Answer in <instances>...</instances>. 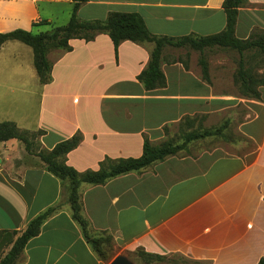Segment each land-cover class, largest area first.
I'll return each instance as SVG.
<instances>
[{
  "label": "crops",
  "instance_id": "0c3cea01",
  "mask_svg": "<svg viewBox=\"0 0 264 264\" xmlns=\"http://www.w3.org/2000/svg\"><path fill=\"white\" fill-rule=\"evenodd\" d=\"M223 2L89 0L77 17L102 21L113 12L135 13L153 36L206 37L225 28ZM243 3L234 31L240 40L264 33V0ZM72 5L71 0H0V33H42L41 28L56 26L59 16L69 19ZM41 21L48 24L33 26ZM69 46L68 52L47 54L52 81L40 85L37 79L30 123L21 113L33 92L22 85V76L0 78V122L43 131L37 146L44 150L79 131L82 141L66 155V165L77 172L98 170L105 157L138 158L144 139L157 145L174 131L209 129L220 121L227 120L226 128H234L238 137L223 134V143L209 147L205 138L190 141L141 172L103 185L81 184V215L90 233L111 237L105 261L72 219L66 182L48 173L19 140L0 142V260L33 218L56 206L16 264H109L137 250L200 264H258L264 258V86L258 88L259 100L239 93L234 83L238 54L234 62L214 55L221 50L216 47L200 53L165 46L160 64L165 86L146 90L137 76L148 64L151 43L123 41L117 61L106 34L89 42L72 39ZM201 56L209 82L202 78ZM13 80L20 85H11ZM186 118L189 127L182 124Z\"/></svg>",
  "mask_w": 264,
  "mask_h": 264
},
{
  "label": "trees",
  "instance_id": "16d2710c",
  "mask_svg": "<svg viewBox=\"0 0 264 264\" xmlns=\"http://www.w3.org/2000/svg\"><path fill=\"white\" fill-rule=\"evenodd\" d=\"M88 1L71 0L73 5L67 23L63 26H54L47 32L33 34L26 30L15 29L7 33H0V47L8 41H17L29 47L32 51V65L38 83L46 85L52 81V63L48 61L47 54L52 50L70 51L69 41L72 39L89 42L97 34H106L112 42L116 61L118 46L123 41H131L136 44L151 43L153 49L148 64L137 76V80L143 84L146 90L165 86L164 75L160 70L161 53L165 46L189 48L200 53L205 49L214 47L229 49L236 51L239 56L234 73V83L238 87L239 93L249 99H260L258 88L264 86V33H254L246 40H240L234 35L237 9L244 4L245 0H224L223 9L226 15V25L220 33L206 37H182L177 39L151 35L141 17L135 13L113 12L108 14L106 19L102 21H82L77 17V11L82 4ZM42 24L48 23L41 21L38 24H33V26ZM255 59H257V65H255L257 71L252 65ZM198 64L201 68L202 78L209 82L207 64L202 56ZM189 122L190 119L186 118L182 124L184 123L189 127ZM227 126L228 121L226 120L217 128L202 129L198 127L192 129L181 134L182 142L180 144L167 140L153 145L147 139H144L140 157L127 159L105 157L99 163L98 170L83 172H77L66 165V155L77 148L82 141V134L79 131L75 132L70 138L55 144L51 150H44L38 149L37 146V138L44 134L43 131L19 130L15 123L4 121L0 122V142L9 139L19 140L24 145L27 153L39 158L48 173L60 181L66 182V199L71 209L72 219L79 225L84 239L92 247L96 256L101 261H105L107 250L111 244V237L93 236L90 233L89 223L81 215L82 207L78 195L80 185H103L118 176L131 172H141L156 162L175 155L190 141L206 137H223V131ZM55 210L56 206L50 207L33 218L25 230L17 236L9 252L0 260V264H16L28 240L38 235L43 221ZM133 255L144 264H152L165 259V257L148 254L141 250H137ZM258 264H264V258Z\"/></svg>",
  "mask_w": 264,
  "mask_h": 264
},
{
  "label": "rangeland",
  "instance_id": "374dc122",
  "mask_svg": "<svg viewBox=\"0 0 264 264\" xmlns=\"http://www.w3.org/2000/svg\"><path fill=\"white\" fill-rule=\"evenodd\" d=\"M68 18L66 16H59L54 22L56 26H63L67 23ZM50 28H41L40 31H48ZM214 55H220V57H227L232 58L234 62H237V53L236 51H232L229 49H221L214 52ZM219 56H216L215 58H218ZM248 60V59H247ZM252 62V61H251ZM254 68L257 65V59H255L252 63ZM257 71L258 69L255 68ZM33 67H32V51L29 47L17 42V41H9L4 46L0 47V78L1 77H7V76H22L23 77V83L22 85L25 87L26 90H31L33 92V95H29V98L27 102L22 106V116L25 120V123H30L32 121L33 115L35 113L36 109V95L35 90L38 88L37 78L35 74L33 73ZM33 76V77H32ZM15 80L13 82H10L11 85H20L19 83H15ZM14 83V84H12ZM2 85V84H0ZM8 85V84H5ZM2 88V87H1ZM24 98H27L24 96ZM2 109L0 108V111ZM17 114H20L16 111ZM3 119L0 116V120ZM221 122V121H220ZM214 125L215 127L209 128H217L221 124ZM223 134L225 137H238L236 135L234 128L229 127L226 128L223 131ZM205 139L209 140L208 143L204 144V147L214 146L216 144H221L224 142L222 137H206ZM168 140H170L172 143L178 144L182 141V135L177 133V131L172 132V136H168ZM109 252V250H108ZM111 255V252L109 253ZM131 264H144L141 262L140 259L135 257L134 255H129L126 258ZM152 264H200L198 262H194L191 260H188L186 258H183L181 256L172 255L165 257L164 260L153 262Z\"/></svg>",
  "mask_w": 264,
  "mask_h": 264
},
{
  "label": "water",
  "instance_id": "95a60500",
  "mask_svg": "<svg viewBox=\"0 0 264 264\" xmlns=\"http://www.w3.org/2000/svg\"><path fill=\"white\" fill-rule=\"evenodd\" d=\"M109 264H131L125 257L117 256Z\"/></svg>",
  "mask_w": 264,
  "mask_h": 264
}]
</instances>
